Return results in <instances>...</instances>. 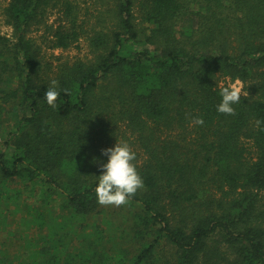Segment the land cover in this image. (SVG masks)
Listing matches in <instances>:
<instances>
[{
  "label": "trees",
  "instance_id": "1",
  "mask_svg": "<svg viewBox=\"0 0 264 264\" xmlns=\"http://www.w3.org/2000/svg\"><path fill=\"white\" fill-rule=\"evenodd\" d=\"M92 1L100 27L88 33L77 0L3 9L0 264H264V0ZM48 8L62 12L50 48L86 36L93 61L51 74L29 37ZM237 78L248 95L221 114V80ZM118 119L144 157L129 259L108 252L94 221L101 139Z\"/></svg>",
  "mask_w": 264,
  "mask_h": 264
},
{
  "label": "rangeland",
  "instance_id": "2",
  "mask_svg": "<svg viewBox=\"0 0 264 264\" xmlns=\"http://www.w3.org/2000/svg\"><path fill=\"white\" fill-rule=\"evenodd\" d=\"M79 4L78 23L82 26L83 31L90 32L93 28H99L97 25L98 21L96 19L95 7L92 0H77ZM8 0H0V35L11 37L12 30L7 24L3 17V9L7 6ZM94 13L93 16L86 15V12ZM62 12L58 9L54 10L48 8L47 15L44 19L43 24L33 29L29 37L35 42V44L40 48L41 59L44 64L48 65V68L52 70L51 74L56 75L59 69L63 66H70L76 62H90L95 59V55L98 53L93 51V49L88 47L86 36H82L80 41L67 50H54L51 49L49 41V28L59 26V18ZM135 16L139 21V13L136 11ZM231 81L229 79L221 80L220 85H228ZM116 110H120L119 107ZM8 115L6 114L7 118ZM110 121L107 124V133L101 141L105 144V149L114 147L117 142L124 143L127 142L132 150L137 155V161L135 162L137 166H140L144 160L141 153V149L136 141L135 134L128 127V125L122 120H117L115 122ZM9 128V125H5ZM100 213L95 217L94 221L98 223L100 229L104 232V243L107 246V250L111 255H114L115 259L120 254L124 253L127 259L131 258L132 255L136 254L139 250V244L136 243L132 236L130 235V227L132 223L131 215L135 211L133 206L126 205L121 207L114 206H101ZM93 220V219H92ZM89 219V223L92 224L93 221ZM162 251V252H161ZM162 258L170 259L171 249L161 248ZM114 264V263H113Z\"/></svg>",
  "mask_w": 264,
  "mask_h": 264
},
{
  "label": "clouds",
  "instance_id": "3",
  "mask_svg": "<svg viewBox=\"0 0 264 264\" xmlns=\"http://www.w3.org/2000/svg\"><path fill=\"white\" fill-rule=\"evenodd\" d=\"M58 82L52 80L49 88L45 92L48 106L53 109L58 108L57 101L60 93L57 90ZM65 94H69L65 89ZM220 95L221 103L217 106V111L225 115H235L234 104H238L241 96H247L244 91L242 81L237 78L226 87H222ZM260 122L257 121V124ZM202 118H196L192 125L203 126ZM101 154L108 157L107 163H100L101 175L98 177V186L95 189L97 202L101 206L121 207L130 204L138 191L145 188L143 178L137 170V155L127 142L117 144L112 148L102 149Z\"/></svg>",
  "mask_w": 264,
  "mask_h": 264
}]
</instances>
